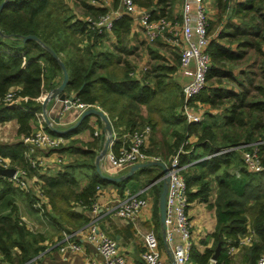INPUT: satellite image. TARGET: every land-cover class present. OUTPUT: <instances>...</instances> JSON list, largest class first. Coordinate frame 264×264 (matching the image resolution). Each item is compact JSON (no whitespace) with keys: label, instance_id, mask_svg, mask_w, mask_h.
<instances>
[{"label":"trees","instance_id":"1","mask_svg":"<svg viewBox=\"0 0 264 264\" xmlns=\"http://www.w3.org/2000/svg\"><path fill=\"white\" fill-rule=\"evenodd\" d=\"M177 1L135 0L150 12L152 19L170 16ZM215 8L208 26L211 66L206 83L186 103L193 108L206 104L208 108L203 111L204 121L192 123L183 112L180 85L169 80L177 71L179 55L176 53L169 61L160 53L161 40L154 45L143 40L132 49L128 40L130 16L114 20L110 33H97L87 27L83 17H97L107 10L90 0H8L0 10V96L11 87L17 90L12 102H0V123L16 119L17 133L22 134L29 133L30 121L37 123L38 119L51 133L41 116L42 100L62 79L61 68L46 47L52 49L67 69L65 93L74 92L79 101L98 105L108 112L114 124L125 119L129 131L139 127L137 121L146 122L142 124L151 129L166 127L171 142L162 140L156 149L165 161L168 155L170 158L178 153L189 201H208L210 184L212 180L217 182L216 196L208 203L214 208L216 219L210 234L212 243L202 253L192 246L190 260L196 264H219L226 259V246L236 244L249 227L254 238L245 247L244 258L246 264H256L264 253V142L258 145L262 160L259 171L248 170L235 147L264 140V0H215ZM26 35H33L40 42L23 39ZM140 45L147 55L145 68L143 64L136 65L131 56ZM252 57L255 60L249 63ZM133 111L135 117L128 118ZM86 119L62 136L85 126ZM85 146L86 149H73L81 155L80 159L62 165L52 174L37 176L41 181H32L27 190L0 176V258L5 264H33L29 260L45 247V232H32L19 223V199L27 210L40 214L58 231L87 220L84 211L75 207L91 206L98 181L91 179L79 189L75 171L82 166L93 167L91 148L97 147V142ZM0 155L10 158L12 166L27 171L28 178L36 173V165L30 163L21 141L0 143ZM147 170L153 172L151 167ZM192 184L196 189L190 191ZM38 185L48 204L41 213L33 206L35 199H41L36 192ZM160 186H151L158 219ZM217 244L220 250L212 263L210 258Z\"/></svg>","mask_w":264,"mask_h":264},{"label":"built area","instance_id":"2","mask_svg":"<svg viewBox=\"0 0 264 264\" xmlns=\"http://www.w3.org/2000/svg\"><path fill=\"white\" fill-rule=\"evenodd\" d=\"M118 1L121 5V9L119 10L107 11L105 14L97 17L84 16L83 19L87 23V27L96 30L97 33H110L114 20L127 15L132 18V30L139 31L141 38L146 42L152 43L161 40L166 43H172L174 46L178 45L179 59L177 70L182 72L187 70L188 67H192L189 79L181 85V95L184 102L183 112L188 122H199L201 119L200 116L194 112L193 106L187 105L186 103L200 93L206 83V75L211 66L210 56L207 50L210 39L208 31L209 17L203 4L204 0H182L178 20H171L166 16L152 19L150 12L145 8H139L135 0ZM142 68H145V64H143ZM133 74L137 75V73ZM16 90V87L9 88L6 93L0 96V102H12L16 96ZM71 97V99L65 97L62 102L65 110L76 108L80 112L89 107L101 110L96 104L81 102L75 95ZM151 131L152 129L148 124H143L142 126L135 127L129 133H125L119 139L117 137V139L114 138V136L112 137L105 152V158L109 163L108 171L110 174H116L139 162L161 160L160 157L146 152V140ZM20 138V141L25 146V154L32 166H34L37 160L32 155H35L37 151L59 148L64 144L65 137L58 134H51L42 128H37L24 134ZM263 142L264 140L243 143L235 147L239 150L245 167L250 171H259L262 169V160L258 145ZM166 166L168 167L167 175L169 180L165 200V240L169 243L173 242L174 234L178 235V241L173 244L172 248L174 263L187 264L190 261L192 248L190 219L187 213L189 200L187 184L181 171L184 166L179 165L178 153L169 158ZM9 167H14L11 165L10 158L0 155V168ZM14 168V173L10 177H7L13 186L21 190H27L28 185L32 181L36 180L39 182L38 178L34 175L31 179L28 178L27 171L24 169ZM99 189L97 186L98 191ZM36 192L41 199H35L33 206L41 213L45 207L48 208V204H45L46 199L40 194L39 185L36 188ZM150 204L151 201L148 197L142 196L139 192L127 191L123 195V198L115 204L114 214L134 223L141 211L148 208ZM23 219L24 216H19V223L26 225ZM98 222L99 212L97 204L93 201L90 207V216L85 225L86 238L95 245L101 264H125L123 255L117 251L116 241L99 229ZM142 237L144 247L140 256L143 261L146 264H164L159 251L158 239L154 231L148 229L143 232ZM253 238V232L248 227L246 233L238 238L236 244H228L226 246L227 253L233 254L240 247L251 245ZM67 247L71 250H77L79 245L68 242ZM64 248L65 246L60 247L61 250ZM37 257H33L29 261L34 263ZM210 262L214 263L216 259L211 257ZM255 263L264 264V253L256 259ZM0 264H5L1 258ZM84 264L96 263L89 261Z\"/></svg>","mask_w":264,"mask_h":264},{"label":"crops","instance_id":"3","mask_svg":"<svg viewBox=\"0 0 264 264\" xmlns=\"http://www.w3.org/2000/svg\"><path fill=\"white\" fill-rule=\"evenodd\" d=\"M90 2L95 6L105 8L107 11L121 9V5L118 0H90ZM181 2L182 0H178L173 5L170 16L166 15L168 18H170L171 20L179 19ZM203 4L206 9L210 22L214 19V14L216 12L215 0H204ZM138 7L140 8V6ZM219 28L220 26L217 27V30ZM132 29L128 36V40H129V45L132 46V49H134V47L136 48L137 46L136 41L139 42L141 40V33L136 30L133 31ZM163 43L172 48L176 47L178 49L179 47L178 45L174 46V44L169 42L168 43L163 42ZM139 50L140 47L138 46V51ZM160 53H163L162 49H160ZM144 62L145 60L141 64H143ZM48 92L44 94V97L45 95H47ZM65 95H66L65 97L68 96L71 97L72 95L74 96L75 93L70 92V93H66ZM57 103H58L57 99H50L46 104V108L52 114V116L62 117L63 113H68V112H70L71 114L66 119V121L62 122L61 120V122L56 126L58 128H65L76 122L77 120L76 113L78 112V110L76 108L65 110L63 108V103L60 104ZM207 108L208 106L206 104L203 105L200 104L194 107V112L197 115H199L201 118L200 121H204L203 111ZM101 110L108 117L114 138L117 137L119 139L125 133H129V129L126 128L128 127L127 126L128 124L125 119L120 121L119 123L114 124L110 121L108 112L103 109ZM128 115H129L128 118L129 117L134 118L136 114L133 111V112H129ZM37 121L38 124H36V122L34 121H30L32 129L34 128L44 129L43 124L39 122L38 119ZM82 122L77 127H79L82 124ZM53 123L54 125L56 124L55 122ZM136 123L139 124L137 126H142L143 125L142 123L144 122L140 123L137 121ZM7 124L10 125L12 127V131H14L17 134V128H18L17 120L11 119L7 122ZM103 126L104 123L102 119L97 115L92 114L87 117L85 121V126L79 128L75 133L66 136L69 139V141L64 146L59 147L57 149L37 151L35 155H32V157H34L37 160L36 173L34 174V176L38 178L39 175L41 174H52L55 172V170L57 171L61 169L62 165L80 159L81 155L79 153H76L73 149H77L78 147L82 149H86L85 146L86 143H89L91 141H96L97 147L91 148V151L94 152L93 167H89V166L80 167L79 169H77L76 177L79 182L78 184L79 189L82 188L85 185V183L91 179H97L98 181L96 185V195L94 196L93 201H95V203L97 204V209L99 212V222H98L99 229L104 231L107 236L111 237L116 241L117 251L118 253L123 255L125 259V264H146L140 256V253L144 247L142 234L146 230L152 229L157 236L159 251L161 253L164 264H175L172 256V248H173V244L178 241V235L174 234L173 242L169 243L163 240L159 219L155 216L154 206H153L154 195L151 186H153L154 184L161 183V181L154 182L162 174L161 168L159 166H151L153 172H148L147 168H149L150 166L145 167L139 169L138 171L134 172L131 176H129L128 178H124L121 181H109L101 178L95 169V158L100 151L101 136L104 134ZM156 134L157 132H154L153 129V131H151L150 135L148 136L145 145L146 152L155 156H159L161 158V154L158 153L156 149V147L159 145V140H161V137L157 139ZM72 139H75L74 143L71 142ZM154 151H157V153ZM67 156H69V159L66 158ZM168 159H169V155H168ZM168 159L165 161L161 158L160 161H162L166 165L168 163L167 162ZM99 169L100 172L103 173L104 175L118 177L127 174L129 167L123 169L122 171L117 172L116 174H110L108 171L109 163L104 155V157L99 162ZM152 175H156V177L153 178L150 183H148L147 181L149 177H151ZM38 180L40 181V178ZM100 180H106L108 181V183L101 184ZM97 186L100 188L99 191L97 190ZM216 188H217V182L212 180L210 184L209 200L208 201H202L200 199L190 200L187 208V213L190 219V234L192 239V246H194L201 253L211 245L213 240L210 234L214 230L216 223L215 210L214 208H210V206H208V203H211L214 200L216 196ZM189 189L190 191L195 190L196 186L192 184L189 186ZM127 191L139 192L142 196L148 197L149 200L151 201L150 206L141 211L137 220L134 223L132 221H129L123 217L114 214L115 204L117 203V201L123 198V195ZM77 207L78 206L75 207L76 210ZM90 207L91 206H87L85 207V209H83V207L80 206V209L78 210V211H82V210L84 211V215L87 218V220L89 219L90 216ZM40 220L42 224L46 225L47 228L50 227L53 233H51L50 235L46 233V237L43 242L45 247L42 251L39 252V254L37 255L38 257L33 264L35 263L84 264L89 261H93L96 264H101V260L95 248V245L86 238L85 225L87 220H85L84 224L82 225L77 224L74 227L64 226L60 228L59 231L56 230L57 228H54L53 226L49 225L44 218L42 219L40 217ZM68 242H73L78 244L79 248L77 250H71L70 248L67 247ZM62 246H65L63 250L60 249V247ZM245 247L246 246L240 247L233 254L229 252L228 254L226 247L225 249L226 260L229 259L230 257L232 258L238 256L241 253H243V257H244ZM191 264H196V263L191 261Z\"/></svg>","mask_w":264,"mask_h":264},{"label":"water","instance_id":"4","mask_svg":"<svg viewBox=\"0 0 264 264\" xmlns=\"http://www.w3.org/2000/svg\"><path fill=\"white\" fill-rule=\"evenodd\" d=\"M7 2H8V0H2V2L0 3V10L4 6V4H6ZM0 35H3L1 30H0ZM29 38L36 39L38 42H40L38 40V38H36L33 35H26L25 37H23V39H29ZM46 50L57 60L59 66L61 68V71H62V79H61L59 85L50 89L49 92L47 93V95H45V97L42 100V115H43V119H44L47 127L49 128V130L51 132L56 133L58 135L66 134V133L71 132L73 129H75L88 116L94 114V115H97L98 117H100L104 123V126H103L104 134L101 136L100 151L95 158V169H96V172L98 173V175L103 179H106L109 181H121L124 178H128L129 176H131L134 172L138 171L139 169L149 167V166L150 167L151 166H159L162 170V174L154 182H156L158 180L161 181V190H160L159 196H158V213H159V223H160V227L162 230V237H163V240L166 241L165 240L164 217H165V207H166V205H165L166 191H167L168 180H169V177L167 175L168 167L162 161H147V162H139V163L131 165L127 171V174H125L124 176L114 177V176L104 175L103 173H101L100 169H99V162L104 157L105 152H106L107 147H108V144L113 137V132H112V128H111L110 122L108 120V117L106 116V114L102 110L96 109L94 107H89L87 109H84L80 112L78 111L76 113L77 120L72 125H69L68 127H65V128H58L56 126L61 122V120H62V122L66 121V119L70 116L71 113L70 112L63 113L62 117L61 116L54 117L46 108V104L50 99H57V102H58L57 104H60L63 102V100L65 99V96H66L65 95L66 93L63 90L66 86L67 81H68V73H67V69H66L64 63L58 58V56L54 53V51L48 47H46ZM68 98L71 99L72 97L68 96ZM53 122H55L56 124L54 125ZM14 171H15L14 167L0 168V176L10 177L14 173ZM79 209H80V206L77 207V210H79ZM219 250H220V244H217L216 251L212 255L213 259H216L217 255L219 253Z\"/></svg>","mask_w":264,"mask_h":264},{"label":"rangeland","instance_id":"5","mask_svg":"<svg viewBox=\"0 0 264 264\" xmlns=\"http://www.w3.org/2000/svg\"><path fill=\"white\" fill-rule=\"evenodd\" d=\"M77 12L80 13V11H77ZM209 34H210V32H209ZM142 42H144V41L141 38V40L139 42L136 41V44L139 45ZM150 44L154 45V42L150 43ZM162 44H163L162 52L165 54V57L168 58L169 61H171L170 59H172V56H174L176 53L178 54V49L176 50V49H173L172 47L165 45L164 43H162ZM142 45H145V43ZM139 47H140V50L138 52L135 50L134 54L131 55L132 57L135 58V60H136L135 62H137L136 65H140L144 60H145V62L147 61L146 53H142L141 45ZM135 53H138V54H135ZM254 60H255V58L252 57L249 63H251ZM254 68L257 69V63L254 66ZM191 70H192V67H188L187 70H185V71L179 72L177 70L176 72H173L171 74V78H169L170 82H174L177 85H180V87H181V85L189 78ZM258 71H259V69H257L256 72H258ZM17 98L20 99L21 97L17 96ZM195 106H197V104ZM142 115H145L144 108L142 109ZM41 116L43 118L42 108H41ZM8 121L0 123V143H13L17 140L20 141V139H21L20 137L23 136L24 134H26V133H22V134L17 133L16 134L14 131H12V127L7 124ZM144 123H146V122H144ZM36 124H38V121ZM43 127H44V125H43ZM165 128L166 127L163 125L159 129H154V132H157V134H156L157 139H159V137H161V140H159V144L162 143V140H168L171 142L170 134H169V132L165 131ZM35 129H37V128L31 129V131H33ZM155 130H158V131H155ZM152 131H153V129H152ZM51 134H53V132H51ZM68 141H69V139L67 137H65L64 141H63L64 144L62 146H64L66 143H68ZM62 146H60V147H62ZM238 151H237V153H238ZM66 158L69 159V156H67ZM232 170H233V168L231 169V171ZM76 172H77V170L75 171V175H76ZM155 177H156V175H152V177L150 179H153ZM160 185H161V183H160ZM160 188H161V186H160ZM17 205L20 208V212H21L20 216L21 215L24 216L23 222L27 225L28 229H31L30 231H32V232L33 231L34 232L42 231V232H45V234L47 233L48 235L53 233L52 229L50 227L47 228L45 224H42V222L40 220V217L42 218V216L40 214H38L34 211L27 210L25 208L24 204L20 201V199L17 201ZM157 207H158V202H157ZM255 240H256V238H255ZM220 263H222V264H246V261L243 257V253H241L240 255L232 257V258L230 257L227 260L224 258ZM187 264H191V261H189Z\"/></svg>","mask_w":264,"mask_h":264}]
</instances>
